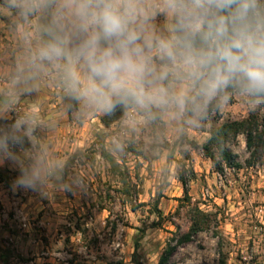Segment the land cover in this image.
I'll list each match as a JSON object with an SVG mask.
<instances>
[{
	"label": "rangeland",
	"instance_id": "obj_1",
	"mask_svg": "<svg viewBox=\"0 0 264 264\" xmlns=\"http://www.w3.org/2000/svg\"><path fill=\"white\" fill-rule=\"evenodd\" d=\"M45 23L0 8V136H22L14 158L0 156V264H160L168 245L169 264H264V158L252 164L245 135L226 144L232 166L218 158V168L201 148L215 129L264 108L235 95L194 126L131 107L89 109L55 68L24 89L15 79L47 39ZM37 161L41 180L19 186Z\"/></svg>",
	"mask_w": 264,
	"mask_h": 264
},
{
	"label": "clouds",
	"instance_id": "obj_2",
	"mask_svg": "<svg viewBox=\"0 0 264 264\" xmlns=\"http://www.w3.org/2000/svg\"><path fill=\"white\" fill-rule=\"evenodd\" d=\"M0 8L22 24L47 18V39L30 49L15 79L24 89L55 68L89 109L131 107L194 126L235 95L251 111L264 108V0H2ZM21 142L15 131L3 134L0 156L14 158ZM40 180L37 161L16 183L34 188Z\"/></svg>",
	"mask_w": 264,
	"mask_h": 264
},
{
	"label": "trees",
	"instance_id": "obj_3",
	"mask_svg": "<svg viewBox=\"0 0 264 264\" xmlns=\"http://www.w3.org/2000/svg\"><path fill=\"white\" fill-rule=\"evenodd\" d=\"M124 111L118 113L117 118L123 115ZM237 135H245L247 142V149L251 154L252 164L260 162L264 158V116L259 114H251L248 119L242 122L227 123L212 131L211 138L203 147L208 158H210L218 168L221 163L218 158L227 162L231 166L234 164V155L228 150L226 144ZM195 147H200L196 142L192 143ZM217 153V154H216ZM186 187V181L182 182ZM200 230L199 223H195L193 231ZM174 248L168 245L167 250L163 254L160 264H169L174 253Z\"/></svg>",
	"mask_w": 264,
	"mask_h": 264
}]
</instances>
